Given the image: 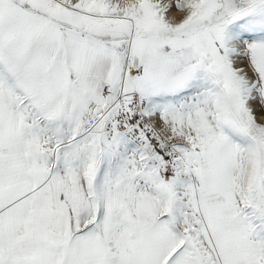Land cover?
Segmentation results:
<instances>
[{"label": "snow or ice", "instance_id": "obj_1", "mask_svg": "<svg viewBox=\"0 0 264 264\" xmlns=\"http://www.w3.org/2000/svg\"><path fill=\"white\" fill-rule=\"evenodd\" d=\"M0 264H264V0H0Z\"/></svg>", "mask_w": 264, "mask_h": 264}]
</instances>
